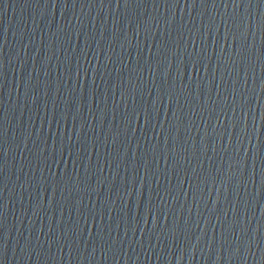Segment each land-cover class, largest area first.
Here are the masks:
<instances>
[{"label":"water","instance_id":"obj_1","mask_svg":"<svg viewBox=\"0 0 264 264\" xmlns=\"http://www.w3.org/2000/svg\"><path fill=\"white\" fill-rule=\"evenodd\" d=\"M0 264H264V0H0Z\"/></svg>","mask_w":264,"mask_h":264}]
</instances>
